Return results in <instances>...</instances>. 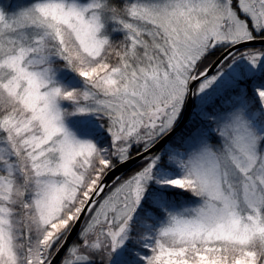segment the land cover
<instances>
[{"label": "rangeland", "instance_id": "1", "mask_svg": "<svg viewBox=\"0 0 264 264\" xmlns=\"http://www.w3.org/2000/svg\"><path fill=\"white\" fill-rule=\"evenodd\" d=\"M12 1L6 12L11 1L0 0V101L18 104L20 114L0 118V264H46L49 246L71 229L109 167L108 148L123 161L135 143L149 148L171 130L183 116L200 60L215 47L255 38L247 18L256 35L263 32L264 0ZM52 41L61 44L58 53L48 52ZM60 60L69 67L50 64ZM257 70L261 87L253 85L249 103L242 94L220 102L232 105L219 114L220 126L209 129H221L220 144L167 145L107 196L83 232L98 233L97 250L111 247L110 231L136 213L150 185H190L200 192L199 203L175 211L163 230L177 242L264 237V52L241 55L202 81L194 111L207 119L204 106L217 90L223 94ZM100 117L109 118L108 127ZM87 131L109 137L110 146L100 149ZM163 157L171 168L161 165ZM152 200L165 210L157 194ZM129 232L130 226L105 264L130 263L124 254ZM195 251L200 264H228ZM70 256L67 264L93 263ZM184 257L185 249L163 247L152 259H139L185 264ZM231 264H254L253 256Z\"/></svg>", "mask_w": 264, "mask_h": 264}, {"label": "trees", "instance_id": "2", "mask_svg": "<svg viewBox=\"0 0 264 264\" xmlns=\"http://www.w3.org/2000/svg\"><path fill=\"white\" fill-rule=\"evenodd\" d=\"M10 1L11 3L8 5L6 12H9V9L12 8L13 1L12 0ZM60 45L61 44L59 43L55 44L52 41V45L47 47V49L49 50L48 52L50 54L58 53L56 50L59 49ZM52 46H54V49H52ZM227 48L228 46H219V47H215L211 49L196 65L195 73H197L198 75H201L202 73H204ZM251 48H253L254 50L257 49V51H264V48L262 47H260V49H258V47L240 49L236 51L235 53H233L231 56H229L212 75L218 73L220 69L224 67L226 68L228 64L232 60H236L239 57V54L242 53L244 50H248ZM107 52L108 51H106V53ZM56 56H59V55L57 54ZM257 60H255L256 64H257ZM115 63L116 62H114L112 66H114ZM50 64L51 65L54 64V66L56 67L58 66L57 68L59 67L61 68L63 66L69 67L65 61H61V60L54 61L53 63L50 62ZM74 72H75L74 70L69 68L68 79H70V81H71L72 76L74 75ZM261 77L262 76L257 70V72L253 74L251 77L244 76L242 80L240 79L238 81V84L235 83L231 86L230 89H225V92L223 94L221 92H218L217 90L216 94L212 97L213 100H211L209 103H207L204 106V112L207 115V119H203L202 116L200 115L201 114L200 112L194 111L195 103H196L195 93L197 92V88L200 85L198 84L194 90V104H193V109H192L190 118L185 124V126L176 135V137L170 140V142L168 143V146L177 147L181 150H188V147L186 146L188 142L192 140L194 141V140H201V139L208 140L212 145L220 144L219 134L221 133V129L216 130L213 133L210 132L209 129L210 127L220 126V123L218 121L219 114L223 113L222 115H227L228 112L232 109L231 107L232 105H226V106L220 105L219 106L220 102L222 100H229L232 96H239L242 94L243 95L242 101L249 103L251 99L254 97L252 94L253 85L255 86L258 85L261 87V85L259 84ZM9 101L11 102V99ZM63 101L64 103H67L65 99ZM68 106L71 108L69 104ZM254 107L257 108L256 103L252 104L251 109ZM14 110H16L18 114H20V107L18 104L15 103V104H9V105L5 104L4 105L0 101V118L7 117V115L12 114ZM99 119L101 122L104 123L105 127L109 126V118L107 119L106 117H100ZM181 119H182V115L174 123L171 130L176 125H178ZM77 130L81 133L82 132L84 133L83 127L81 126H78ZM85 134L91 135L95 139H97L100 136L99 133L90 134L89 131H87V133ZM162 136H160L156 141H158ZM97 140H99L98 145H99V148L102 150L107 149L110 146L109 137L108 138L105 137V138L97 139ZM109 148H108V153H104V154H108V157L110 159V162H109L110 164H109V167H107V169L103 171L100 181L109 169H111L113 166H115L116 164L120 162L113 155L114 153L113 148H110L111 150ZM145 149L147 148L142 142L135 143L131 147V150L129 152V157L133 155H137L138 153H141ZM99 159H101V156H98L97 158H95L92 171L98 170ZM150 161H151V158L145 159L141 161L140 163L136 164L135 166H133L127 172H125L106 191V193L103 194L102 197L93 205V207L90 209L82 225V228L79 232L78 237L72 243L71 247L65 254L60 264H67V262L71 259V256H70L71 253L75 255V257L73 258L85 257L89 259L90 261L92 260L93 261L92 264H105L107 258L109 257V254L113 256V252L115 251L112 250V244H111V247H109L108 245H105L103 246V248H101V250L100 249L97 250L95 247V243H97V241L95 239H96V236H98V233L97 232L94 233L91 231L84 235L83 232L85 230V227L89 223V221L93 218L99 206L103 204L104 201L107 199V196L119 184L130 179L135 174L141 172ZM161 165H163L165 168H171L170 166L165 164V157H163ZM156 194L160 197L161 200L164 201L165 210H162L161 208L153 204L152 197ZM200 199L201 197H200V192L198 188L197 187L193 188L190 185H185V186L177 187L174 189H158V190L155 189L154 185L148 186L145 192L144 198L142 199L140 206L137 208L136 213L129 216L125 220L123 225L120 226L122 227L124 225H127L126 228L130 226L129 239L127 241L126 250L124 251L125 256L130 261L129 264H146V262L143 263V261L139 259V256L143 255V256H146L147 258L152 259L154 253L157 252V249L159 248L163 249V247H168L169 249H175V250L185 249V257H184L186 260L185 264H200L201 259L198 258L196 254L197 251L195 250H198V251L204 250L203 253H207L208 257L217 255L221 261L224 260L228 264L234 263L237 260L247 255L253 256L254 264H264V237L259 236V235H254L251 238L247 240H243V241L242 240H230V239H214V240H201V239L192 240L190 239L187 241L180 240L177 242V238L171 237L169 234L163 233V230L165 231L166 228L168 227L169 221H171L172 215L175 213V211H181L182 209H185V208L194 207L199 203ZM78 202L79 201L75 202L74 206L72 207V210L75 208V205ZM13 208L17 210V208H15L14 206ZM148 212H151L152 214H154L155 217L148 215ZM72 224L69 225V229L71 228ZM143 224H148L149 227ZM98 228L100 229V226ZM68 231L64 233L61 239L56 241V243L53 244V246H52V243L51 245L49 243L50 246H49L48 252L50 254V259L55 254L57 249L60 247L62 242L64 241L66 235L68 234ZM112 232L114 233V231ZM112 232L110 231L111 235L113 234ZM148 236H150L149 237L150 244L148 245V247H146L143 241H146L145 239ZM98 240L100 241L101 238H98ZM18 241L20 242V240ZM112 243H113V235H112ZM157 264H161V263L158 262Z\"/></svg>", "mask_w": 264, "mask_h": 264}, {"label": "water", "instance_id": "3", "mask_svg": "<svg viewBox=\"0 0 264 264\" xmlns=\"http://www.w3.org/2000/svg\"><path fill=\"white\" fill-rule=\"evenodd\" d=\"M264 46V39H252L247 41H242L239 43H235L228 47L213 63L212 65L201 75L197 77H192L188 83V94L185 103V110L182 116L181 121L176 125L172 130L165 133L158 141H156L149 148L145 149L141 153L137 155H133L128 157L127 159L120 161L118 164L109 169L106 174L101 179L100 183L94 190V192L90 195L86 203L84 204L81 212L79 213L77 219L75 220L73 226L69 230L66 235L64 241L57 249L55 254L51 257L47 264H60L65 254L71 247L72 243L78 237L79 232L82 228V225L93 205L102 197L103 194L129 169H131L136 164L140 163L145 159H150L156 155H158L172 140L176 135L180 132V130L185 126L187 121L190 118L193 104H194V90L195 87L200 84L202 81L211 76L218 67L233 53L236 51L246 48V47H258ZM127 225L120 227L113 235V243L112 250L115 251L118 240L120 236L123 234Z\"/></svg>", "mask_w": 264, "mask_h": 264}, {"label": "flooded vegetation", "instance_id": "4", "mask_svg": "<svg viewBox=\"0 0 264 264\" xmlns=\"http://www.w3.org/2000/svg\"><path fill=\"white\" fill-rule=\"evenodd\" d=\"M235 8L237 9L238 14H239L241 17H244L243 15H241L240 10H239V8H238L237 5L235 6ZM247 21H248L249 26H250V28H251V31L253 32V35H254V37H255V38H250L249 40H252V39H264V29H263V32H261L260 34L256 35V34L254 33L255 31H254V29H253V26H252V24H251L250 19L247 18ZM245 41H247V40H245ZM228 47H230V46H228ZM260 47L264 48V46H258V49H260ZM246 48H250V47H246ZM243 49H244V48H243ZM254 52H257V49L254 50L253 48H251V49H248V50H244L242 53L239 54V56H241V55H246V56L251 57L252 53H254ZM259 52H261V51H259ZM263 52H264V51H263Z\"/></svg>", "mask_w": 264, "mask_h": 264}]
</instances>
